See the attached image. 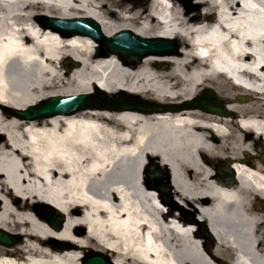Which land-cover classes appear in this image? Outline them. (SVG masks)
I'll use <instances>...</instances> for the list:
<instances>
[{"label": "bare ground", "instance_id": "1", "mask_svg": "<svg viewBox=\"0 0 264 264\" xmlns=\"http://www.w3.org/2000/svg\"><path fill=\"white\" fill-rule=\"evenodd\" d=\"M190 1L0 0V228L24 236L0 244V264H82L85 249L114 264H264L256 133H264V0ZM218 1L215 17L209 7ZM43 17H85L107 37L129 30L177 50L125 60ZM193 43L209 53L206 63L191 55ZM66 59L79 65L68 70ZM94 87L180 107L43 119L11 111ZM207 89L228 115L186 105ZM221 161L234 172L231 185L220 179ZM149 166L166 172L162 192ZM37 203L65 216L61 229Z\"/></svg>", "mask_w": 264, "mask_h": 264}, {"label": "water", "instance_id": "2", "mask_svg": "<svg viewBox=\"0 0 264 264\" xmlns=\"http://www.w3.org/2000/svg\"><path fill=\"white\" fill-rule=\"evenodd\" d=\"M190 1V0H188ZM46 25L59 30L63 35L71 36L79 33L93 37L109 52L117 53L125 60L138 61L151 54L165 55L176 52L174 41L160 38H143L135 35L129 30L118 32L112 37H107L101 31L98 23L88 18L61 19L48 17L45 18ZM79 65V62L68 60L67 67L72 69ZM97 93L54 96L42 102L38 106H32L26 111L13 110L17 115L25 119H37L51 117L57 114H72L82 109L97 107H125L135 109H158L159 106L147 103L127 102L122 99L110 100L105 92L96 88ZM201 108L219 113L228 114L229 112L222 107L217 97L212 91L207 92L196 104ZM164 107V106H163ZM164 108H167L165 106ZM224 172H229L228 168H221ZM233 173L228 181L233 183ZM54 213L45 216L49 224L55 229L62 228L65 222V216L58 210L53 209ZM21 235L12 234L0 229V243L11 246L22 241ZM83 264H114L107 254L101 252L89 251L82 260Z\"/></svg>", "mask_w": 264, "mask_h": 264}, {"label": "rangeland", "instance_id": "3", "mask_svg": "<svg viewBox=\"0 0 264 264\" xmlns=\"http://www.w3.org/2000/svg\"><path fill=\"white\" fill-rule=\"evenodd\" d=\"M136 0H131V2H135ZM141 1H143L142 3H147L146 2V0H141ZM196 1H198V0H191L190 2H192V3H195ZM182 2L184 3V5L186 4V1L185 0H182ZM104 50L105 51H107V49L106 48H104ZM108 52V51H107ZM66 61H67V59L65 60V63H64V67L66 68ZM93 92L95 93V90H94V88H93ZM204 92L205 91H203V92H201L199 95H198V97H201L202 95H204ZM125 98V99H127V97L125 96V95H123L122 93H116V94H114V95H109V98L110 99H117V98ZM242 101H244V100H242ZM262 147H263V144H261V147H260V150L262 151ZM263 152V151H262ZM264 153V152H263ZM150 167V166H149ZM157 173H158V175H159V181L161 182V183H163V184H168V180L166 179V172L164 171V170H160V169H157V171H156ZM159 191V190H158ZM36 210H38L40 213H45V214H52V213H54V210L52 209V207H50V206H48L47 204H45V203H37V205H36ZM263 210H264V208H263ZM212 246V245H211ZM87 250H93V251H98V250H96V249H85V251L83 252V256L82 257H84L85 256V254H86V252H87ZM103 253H106V252H103ZM83 259V258H82ZM81 263L83 264V262H82V260H81Z\"/></svg>", "mask_w": 264, "mask_h": 264}]
</instances>
